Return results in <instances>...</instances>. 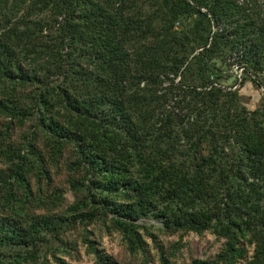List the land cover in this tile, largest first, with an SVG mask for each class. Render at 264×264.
Wrapping results in <instances>:
<instances>
[{
  "label": "trees",
  "instance_id": "trees-1",
  "mask_svg": "<svg viewBox=\"0 0 264 264\" xmlns=\"http://www.w3.org/2000/svg\"><path fill=\"white\" fill-rule=\"evenodd\" d=\"M247 82L264 89V0H0V264H72L68 235L94 223L170 264L150 220L225 239L191 264H264V98L250 110ZM61 168L76 201L55 212Z\"/></svg>",
  "mask_w": 264,
  "mask_h": 264
},
{
  "label": "rangeland",
  "instance_id": "rangeland-1",
  "mask_svg": "<svg viewBox=\"0 0 264 264\" xmlns=\"http://www.w3.org/2000/svg\"><path fill=\"white\" fill-rule=\"evenodd\" d=\"M241 75L242 69L235 68L233 70V78L228 82L229 85L236 84L233 89L240 86ZM241 95L246 106L250 110H254L263 101L264 89H257L253 83L247 82L241 88ZM19 138L20 133H15L14 140L17 141ZM53 172V186L61 188L64 196L62 203L54 211L65 212L76 201V196L68 183L71 174L62 168L60 170L54 169ZM32 211L38 214L53 213L48 207ZM148 223L154 225L155 228L161 224L157 220H150ZM155 228L152 227L151 231L159 235V245L163 248L164 256H169L170 264H191L196 258L214 260L225 245V239L219 238L209 231L203 234L194 232L170 234L157 232ZM144 237L148 243L147 247L145 249L139 248V251H131L128 242L121 233L117 231L108 232L101 223H94L88 227L81 225L76 231H72L67 238L68 241L78 242L77 249L74 251L65 250L63 256L72 264H101L92 252V247L86 243L85 238H90L96 242V248L102 249L105 255L112 257L119 264H163V253L158 248V244L153 243L149 236L145 235ZM46 249L47 247H43V250ZM43 254L47 255L51 264H57L52 255L44 251ZM57 256L61 257V254L57 253Z\"/></svg>",
  "mask_w": 264,
  "mask_h": 264
}]
</instances>
